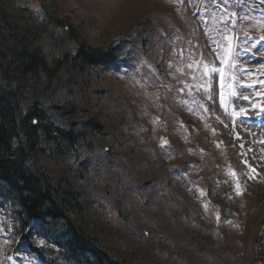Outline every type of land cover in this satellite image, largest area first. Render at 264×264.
Segmentation results:
<instances>
[{"label":"trees","instance_id":"16d2710c","mask_svg":"<svg viewBox=\"0 0 264 264\" xmlns=\"http://www.w3.org/2000/svg\"><path fill=\"white\" fill-rule=\"evenodd\" d=\"M30 2L0 0V201L13 233L9 243L19 239L20 247L37 252L49 264H145L135 257V244L155 240L153 232L157 238L182 230L203 240L197 229L201 227L198 212L191 213L198 223L192 228L179 199L175 202L166 163L155 147L147 144V137L137 142L124 124L119 137L106 135L104 120H111L110 115L91 116L87 95L93 83L101 86L102 74L119 67L132 49L138 48L159 73L165 72L167 56L155 60L157 46L150 44V37L155 27L168 28L172 14L163 13L171 14L167 19L162 12L144 16L136 22L137 28L115 42L90 46L75 26L60 19L57 0H39L37 12ZM14 4L24 11V18L10 14L8 6ZM179 28L187 35L184 41L194 39L189 23ZM47 35L59 49L56 56L44 50ZM190 58L197 61L196 55ZM61 89L64 97L57 94ZM103 92L107 90L99 95ZM170 113H175L173 106ZM128 152L144 154L145 159L127 162ZM122 157L125 163L119 165ZM141 172L153 177L139 184ZM207 179L211 181L209 175ZM174 204L178 206L170 216ZM259 220L251 223L253 227L248 224L251 232L234 247L229 244L219 251L220 258L215 250L204 251L203 243L186 237L176 244L179 253L171 256L180 258L179 264H256L250 259L256 243L257 260L264 264V236L256 238ZM41 240L43 249L37 250ZM7 247L0 246V264L10 250ZM195 251L202 257L200 263L189 257Z\"/></svg>","mask_w":264,"mask_h":264},{"label":"rangeland","instance_id":"374dc122","mask_svg":"<svg viewBox=\"0 0 264 264\" xmlns=\"http://www.w3.org/2000/svg\"><path fill=\"white\" fill-rule=\"evenodd\" d=\"M180 2L181 0H57L56 11L59 13L61 20L75 26V29L80 34V38H82L85 43L90 46H103L108 41L115 42L120 39L121 35L126 34L129 29L133 30L136 27V22L141 21L144 16H153L165 11L169 12L170 10H168V8L175 9ZM248 4L252 5L251 2H248ZM40 5L39 0H31L29 3V7L33 10H37ZM77 6H79V9H77ZM201 7L202 5L199 6L195 12L189 8V19L182 13H180L178 19L184 24H192L197 30V32H194V40L202 39L204 44L209 46L211 43L210 35L215 31L219 23L216 19L215 10L212 11L211 9H209L211 11V16L206 14L202 21L201 19L204 12ZM8 8L12 16L16 15L18 18L25 17V15H23L25 13L21 10L20 6L14 4L9 5ZM258 28L260 29L259 38H261V36H264V21H259ZM118 35L120 37H118ZM43 39L42 45L44 50L49 53L52 52L54 56H56L59 49L52 43L49 35L45 36ZM67 45L68 49H71V44L69 43ZM258 58H264V49L258 48L257 44H254L251 48V53H248L244 59L239 58L238 61H240L243 66H246V68L257 67L264 69V63L255 61ZM214 76L212 71H209L208 75L202 80L200 79L199 82L195 81L193 89L197 97L195 103L193 106L186 105V107L180 104L177 110L187 117L183 116L184 119L189 120V122L199 127L201 138L206 137L207 139L206 143H203L206 147L212 145L210 143L211 140H216L218 146L227 145L232 158L236 160L238 166H240L241 178L239 182H230L231 178L229 173L225 174L226 181L232 184V189L227 195L228 205L234 207L235 201H243V198H248L249 196L252 199L257 198L262 201L264 200V128L257 129L247 126L237 119V114L245 113L254 116L259 111V108L263 107L264 72L260 79H251V76L243 77L240 75L241 78H243L242 83H245L235 90H230L229 87L224 90H217L214 84L215 81H213V79H215ZM122 77L117 75L107 76L101 86H97L99 84H95L96 82H94L90 90L87 91L90 101V115H103L104 119L107 114L110 115L109 119L111 120H104L105 124L108 126V129L105 131L108 136L113 135L119 137V135L123 133L122 124L125 122L128 124L131 123L133 117H131V109L140 110L139 106L136 104L137 99H139L141 103L149 101L146 99L143 92L136 94L135 88L137 90L138 88L135 87L134 84L131 85L128 77ZM250 82H254L255 85L246 88L245 86ZM100 88L106 89L107 92H103V94L99 95L100 90L106 91ZM129 90L132 95L129 93ZM64 91L61 89L59 93H57L58 96L64 97ZM187 91L189 92L190 90ZM233 93H235V95H233ZM116 94L122 99L128 96L129 98L126 99L128 101L133 98L130 102L134 105L129 104L130 102H120V98H118ZM133 95L135 97H133ZM243 97H247L248 102L243 101ZM61 99L62 98H60V100ZM150 103L156 104L157 101L153 98ZM127 106L131 107V109ZM124 108L126 111H124ZM240 109H245L246 111L241 112ZM163 110L166 109L163 108ZM153 115L157 116L159 114L155 113ZM153 115L151 114V117ZM134 116L140 119L136 124H148L147 116L142 115V117H138L136 114ZM111 125L114 126L112 129H109ZM153 129L157 133L158 143L161 147L168 146L170 144V139L175 137L172 132L161 124H155ZM117 132H120V134H117ZM131 134L133 137L135 136L134 131L131 132ZM135 137H137V135ZM103 139L105 140L104 144H106L107 138L103 137ZM211 147L219 150L215 145ZM125 155L127 156V162L130 163L145 159L144 154L138 156L137 154L128 152ZM119 159V165H123L125 163L124 158L122 157V159ZM140 174L138 178L139 184L148 182L150 178L153 177L151 174H144L142 172ZM192 203L195 202L192 201ZM235 207L238 212L243 210L241 205H235ZM182 208L185 209L184 207ZM213 211V215H215L217 209ZM251 218L250 222H252L253 219ZM194 219L196 220V217H193L191 222H193ZM187 223L189 222L187 221ZM205 225L206 227L210 226L207 221ZM166 227H169V225L165 222V229H167ZM155 231L159 230L155 229ZM178 231L179 233L174 231L171 232L169 236L163 233L157 238L153 236L155 233L153 232L152 239L155 240H150L147 242V245L141 243L135 244L137 248L135 257L140 258L145 264H179L180 258H178V261L177 257L171 255L173 253H179L176 244L185 237L189 240L191 239L195 243H203L204 251L213 249L216 255H218V257L220 256L218 252L222 251V248L220 244L217 243V239L211 240L208 235L201 234L203 239L201 240L200 237H195L196 233L194 234V232H192L191 236L184 232L182 233V230ZM187 231L189 232V230ZM228 232L233 234L230 230H228ZM249 232H251V228L248 234ZM222 238L223 237H221V239ZM169 239L174 242L172 244L169 243ZM131 243L134 245L135 242L131 241ZM173 245H175L176 248H172ZM111 251L113 253L115 252L113 249H111ZM201 251L203 250L201 249ZM189 254V257H197V259L200 260L198 263L201 262L202 257L198 254V251H195V253L190 252ZM213 263L214 261L209 262V264Z\"/></svg>","mask_w":264,"mask_h":264},{"label":"snow or ice","instance_id":"6c2138e0","mask_svg":"<svg viewBox=\"0 0 264 264\" xmlns=\"http://www.w3.org/2000/svg\"><path fill=\"white\" fill-rule=\"evenodd\" d=\"M261 40H264V36H261ZM233 95H235V93H233ZM244 99H248L247 97H243ZM241 112L246 111L245 109H240ZM235 114V113H234ZM254 171V169H253Z\"/></svg>","mask_w":264,"mask_h":264}]
</instances>
